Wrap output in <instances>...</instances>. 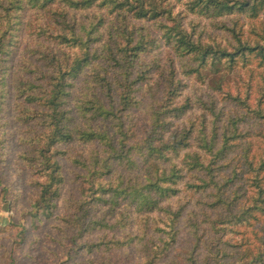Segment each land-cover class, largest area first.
Segmentation results:
<instances>
[{
	"label": "trees",
	"instance_id": "16d2710c",
	"mask_svg": "<svg viewBox=\"0 0 264 264\" xmlns=\"http://www.w3.org/2000/svg\"><path fill=\"white\" fill-rule=\"evenodd\" d=\"M189 15L228 38H203ZM261 19L264 0H0V107L12 97L23 126L18 158L33 188L23 215L32 224L52 218L68 180L58 227L76 252H98L99 264L132 246L143 253L135 264L167 259L181 221L191 236L176 254H185L182 264H264V26L253 27ZM21 27L32 43L12 69ZM238 68L252 75L243 93L219 83L223 104L185 91L186 79L204 70ZM143 88L147 125H138ZM1 191L10 206L20 197ZM18 226L20 243L26 227ZM250 226L253 243H230Z\"/></svg>",
	"mask_w": 264,
	"mask_h": 264
},
{
	"label": "rangeland",
	"instance_id": "374dc122",
	"mask_svg": "<svg viewBox=\"0 0 264 264\" xmlns=\"http://www.w3.org/2000/svg\"><path fill=\"white\" fill-rule=\"evenodd\" d=\"M30 16L31 13L28 11L23 13L22 18L27 19ZM189 17L198 21L197 30L202 31L201 35L203 38L216 39L217 41H226L228 38V32L218 29V26H215L210 19L197 18L196 16L191 17V15H189ZM246 24L249 23H244L242 26L244 28V34L248 33V30L246 29L248 26ZM263 24L264 21L261 19V21L254 22L253 27L260 33V30L263 31ZM189 28L191 29L190 26ZM26 34L27 32L21 27L18 31L19 40L21 42L11 53L9 62L7 63L12 69L17 68L20 64L23 58V53L25 54L24 45L32 43L28 41ZM233 42L234 40L231 38L229 43ZM249 69L250 68H238L237 70L234 69L230 72L222 70L214 75H212L210 71L204 70L202 71L203 80L197 76L186 79L187 86L185 91H187L186 93L190 94L194 99H196V97H201L202 99L210 101L215 98L219 101V104H223L224 101H221L222 92H220L216 86L220 83V85L223 86L222 90H229L232 93L240 90V92L243 93L245 85L249 80V76L252 75ZM82 80H84L83 76L75 81V89H77V93L75 92V94H78V91L84 87L85 84H82ZM260 80L261 76L255 75L252 82L256 86ZM142 91L144 92L140 91L137 94L139 103L133 110V113L138 125H147L146 107L149 97L144 95L146 89L144 90L143 88ZM254 95L255 94L252 92L251 96ZM3 101L5 102L2 103L0 107V135H3V141L0 143V264H99L101 256L98 252L91 255L84 251L76 252L73 245H71L70 239L58 227L59 220L57 219V215L61 213L64 198L73 191V184L68 180L65 184L62 197L58 202V210L52 218L41 219L32 224L31 221L23 215V209L27 207L29 202V195L33 192V188H31L29 184L30 176L28 168H26V170L25 165L18 158V153L22 149L19 145L18 137L21 134L23 126L15 119L12 97L10 96L9 98L6 96ZM69 106L72 107V109H75L74 96L70 100ZM194 110V116H197L202 112V110L196 108ZM206 113L208 114L209 112ZM4 133L8 138L7 141L5 140ZM83 147L84 146L82 145V148ZM60 162L63 165L67 179H70L73 167L69 160L63 158ZM6 186L20 194L19 199L13 204V206H10L3 197L1 189ZM183 195L184 194L181 193L176 198H173V201H170V204L173 205L174 208L176 207V204H182L184 202ZM163 206H165V202H163ZM190 206L191 204L188 207ZM197 212H200V210L197 209ZM211 215H214V213L212 212ZM156 219L159 220V218ZM19 223L24 224L26 227L24 240L20 243L19 240L15 242L16 235L20 229L18 226ZM202 225L207 230V224L202 223ZM178 227V236L176 244H174V249L170 252L167 259L157 261L156 264H175L174 261H177L178 264L183 263V257L185 254H183L182 260H180L176 254L184 253L183 251L186 248L191 247V236L186 231L184 221H181ZM244 233L231 234L232 237L229 238L230 243H239V245L244 242L253 243L252 241L254 237L252 227L245 228ZM205 236L208 237L209 235L205 234ZM243 237L245 238L244 242L242 241ZM230 248L232 247L227 249L228 253L232 251ZM199 249L200 254L198 257H201L204 253H201V250H203L202 246ZM237 249L242 251L244 247L238 246ZM105 257L106 258H103L102 261L105 263L108 261L113 262V264H135L143 261V253H141L139 246L111 250L106 253ZM227 257L230 259V256Z\"/></svg>",
	"mask_w": 264,
	"mask_h": 264
}]
</instances>
